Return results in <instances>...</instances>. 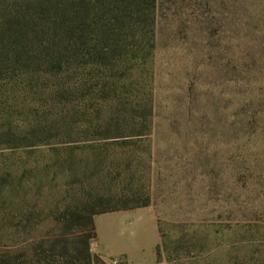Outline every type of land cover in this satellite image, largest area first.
Masks as SVG:
<instances>
[{
  "label": "rangeland",
  "instance_id": "374dc122",
  "mask_svg": "<svg viewBox=\"0 0 264 264\" xmlns=\"http://www.w3.org/2000/svg\"><path fill=\"white\" fill-rule=\"evenodd\" d=\"M0 129L2 263L264 264V0H0Z\"/></svg>",
  "mask_w": 264,
  "mask_h": 264
},
{
  "label": "trees",
  "instance_id": "16d2710c",
  "mask_svg": "<svg viewBox=\"0 0 264 264\" xmlns=\"http://www.w3.org/2000/svg\"><path fill=\"white\" fill-rule=\"evenodd\" d=\"M148 2H151L152 5H154V0H147ZM67 32V31H64ZM68 32L70 34H72L74 36L75 34V30H68ZM71 134V133H70ZM79 134V133H76ZM23 135V134H22ZM23 137L21 136V134H18L16 131L11 130V129H5L2 130L0 129V140H4L5 142L9 143V146H13V148H18L19 146L13 142H16L17 140H22ZM122 209H128V207H123ZM99 214V212L93 211L90 213H81L79 216V220H78V228L81 230V234L74 236L73 239L71 238V233L70 232H66L64 234H61L60 236L54 237L52 238L53 240L51 241L50 239H43L41 240V242L39 243L44 244V243H51L54 246H58L60 248V246H62L61 250L63 252V254L66 252L68 245L71 242H76L80 245V250L79 253L88 261V262H92V257L90 254V240L95 236L94 235V231H95V221H94V217ZM41 247L38 246V248H36L35 253H36V258L38 260L37 264H48L49 262L47 261V259L45 258V256L43 255V252L40 251ZM29 251L28 247H25L24 245H20V247L18 248L17 251L15 252H7V255L11 258V259H15V261L19 260L20 258H24V260H28V254L27 252ZM60 254L62 255V253L60 252ZM0 259H2V257H0ZM7 259V257H6ZM5 263V262H4ZM2 263V261H0V264H4Z\"/></svg>",
  "mask_w": 264,
  "mask_h": 264
}]
</instances>
